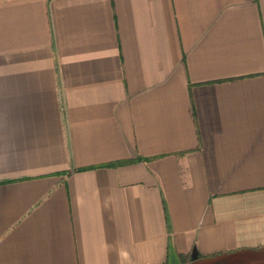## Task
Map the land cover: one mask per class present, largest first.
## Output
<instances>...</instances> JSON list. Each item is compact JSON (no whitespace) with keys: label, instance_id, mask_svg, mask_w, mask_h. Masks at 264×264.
<instances>
[{"label":"crops","instance_id":"1","mask_svg":"<svg viewBox=\"0 0 264 264\" xmlns=\"http://www.w3.org/2000/svg\"><path fill=\"white\" fill-rule=\"evenodd\" d=\"M205 257L264 264V0H0V264Z\"/></svg>","mask_w":264,"mask_h":264},{"label":"rangeland","instance_id":"2","mask_svg":"<svg viewBox=\"0 0 264 264\" xmlns=\"http://www.w3.org/2000/svg\"><path fill=\"white\" fill-rule=\"evenodd\" d=\"M220 257H223V256H220ZM220 257H215V260H217L216 258H220ZM212 261H214L213 260V258H211V257H205V258H202V259H200V260H197V261H195V262H190V263H187V264H203V263H206V262H212Z\"/></svg>","mask_w":264,"mask_h":264},{"label":"bare ground","instance_id":"3","mask_svg":"<svg viewBox=\"0 0 264 264\" xmlns=\"http://www.w3.org/2000/svg\"><path fill=\"white\" fill-rule=\"evenodd\" d=\"M217 261H220V260H214L212 262H206V263H203V264H210V263H214V262H217ZM221 261L226 263L228 261V259H224V260H221Z\"/></svg>","mask_w":264,"mask_h":264},{"label":"water","instance_id":"4","mask_svg":"<svg viewBox=\"0 0 264 264\" xmlns=\"http://www.w3.org/2000/svg\"><path fill=\"white\" fill-rule=\"evenodd\" d=\"M222 263H223L222 261H217V262L210 263V264H222Z\"/></svg>","mask_w":264,"mask_h":264},{"label":"trees","instance_id":"5","mask_svg":"<svg viewBox=\"0 0 264 264\" xmlns=\"http://www.w3.org/2000/svg\"><path fill=\"white\" fill-rule=\"evenodd\" d=\"M131 162V161H130ZM125 163H129V162H125Z\"/></svg>","mask_w":264,"mask_h":264}]
</instances>
